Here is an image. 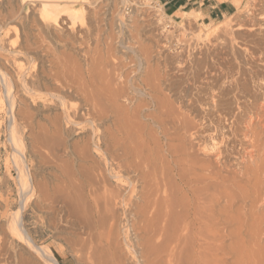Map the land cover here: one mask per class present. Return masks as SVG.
Masks as SVG:
<instances>
[{
    "label": "bare ground",
    "instance_id": "obj_1",
    "mask_svg": "<svg viewBox=\"0 0 264 264\" xmlns=\"http://www.w3.org/2000/svg\"><path fill=\"white\" fill-rule=\"evenodd\" d=\"M20 1L24 40L7 46L0 32L18 201L12 210L0 194V264L65 263L28 228L29 210L83 264H264V12L250 2L248 26L185 12L177 39L197 24L193 58L161 57L175 45L169 31L151 63L147 46L123 42L140 21L122 12L114 47L99 46L102 0ZM121 1L150 15L145 0ZM30 4L38 18L23 15ZM60 46L78 61L60 60ZM120 47L138 58L130 73L109 59Z\"/></svg>",
    "mask_w": 264,
    "mask_h": 264
},
{
    "label": "rangeland",
    "instance_id": "obj_2",
    "mask_svg": "<svg viewBox=\"0 0 264 264\" xmlns=\"http://www.w3.org/2000/svg\"><path fill=\"white\" fill-rule=\"evenodd\" d=\"M139 1L143 2L144 0H139ZM219 1H222V0H219ZM19 2L21 4L20 0H19ZM19 2H18V0H0V32H1V36H2V41L7 46L18 45L21 43L20 41L24 40V33L25 32L23 29H21L22 25L17 20H16V23L15 22L13 23L14 15L20 10ZM121 2H122L121 0L120 1H117V0H102L101 1L100 7L98 10L99 11L98 18L100 19V21H99V30H100L99 35L100 36L99 37L101 39L99 42V46L101 48L106 47L103 44H107V43L110 44L111 43L110 45H112V46L115 44L113 42V38L116 36L115 32H117L119 29L118 25H117L119 21L116 18H118L117 14L122 12L124 17L127 20H131L134 17L137 19L138 23L140 21V23H139L140 26L138 25L139 29H138V27H136L137 29L135 28L136 30H134V31H129V30H127V28L124 29L123 42L125 43V45H127L129 42L131 44H142L145 47L147 46L148 50L143 52V56L145 58H148L151 63H152V61H153V63H155L157 60L156 58L160 57V55H155V54H157V51L165 43L167 44V41L164 40V38H166V37H164V36H167V34H168L167 32H169V31L173 32L175 35V37H173V39H171V42L173 41L172 44H175V45L171 44L173 48H167L166 51L163 50L164 52H161L162 53L161 57L163 58L164 55H166V57H168L170 55L171 56L178 55L179 60L181 59V61H183L184 59L189 58L188 54L189 55L191 54L190 56H192V58H193V52H192L193 51V48H192L193 47V40H191V39L193 37V28L195 26L197 27V24L193 25V23H191L192 24L191 27H188V31L184 35V38L187 41L179 40L180 39L179 35H181L180 34L181 30H180L179 26L181 25V23L185 22L184 21L185 12L190 13L193 10H200V12H202L201 4H196L195 2H193V4H192V3H188L187 1L186 2H179V1L177 2V1H168V0H145V2H148L150 4L151 10L149 12L150 13L149 16H143V15H140L139 12H137V10L135 9L136 7L133 4V2H128L125 5L123 3L121 4ZM227 2H228L227 12H225L224 14L218 13V15H213V17H207L206 18L204 16L205 18L203 17V19L201 20V24L203 26L204 25L205 26H211V25L214 26V25H217L224 20L229 19L232 16L236 17L239 14V15H241V17H240L241 22L247 24L245 26H248L250 22L246 21L247 17H246V11L245 10L247 8V5L250 4V2L253 3L252 8L253 7L255 8L256 13L259 15V17H261L262 13L264 12V0H258V1H256V0H254V1L253 0H241L240 1L241 4L239 6H238V4H236V0H228ZM180 5H182V6L180 7ZM160 6L163 7L164 10L166 11L165 23L167 24L166 29H164L165 31H163L161 34V38H163V41H161V43L156 41L158 39L157 37L155 38L156 33L159 32L158 27H157V26H159V24L157 23L158 22L157 21L158 20L157 9ZM31 7H32V10H31ZM78 7H80V6H78ZM33 8L34 7L32 4L27 5V7L25 8V13L23 15H26V13H27L26 16H28V18H29L28 20H32L33 17L36 18V16L38 18V14L33 12V10H34ZM121 8H122V10H121ZM263 16H264V14H263ZM257 22L258 21L255 22L256 23L255 28H259V25H257ZM78 23H79V21H78ZM2 26H4L5 30L7 28V31H4L3 28L1 29ZM12 27L14 30H12ZM154 28H156L157 30H155ZM16 30L18 31V33H17L18 35L15 34V32H17ZM242 30H239V32H241ZM8 31H10V32H8ZM245 31H247V32H245L247 34L249 32L252 33L247 28L245 29ZM5 33H8L9 35L8 34L6 35ZM245 33H244V31L241 32L242 37H244ZM2 34L4 35V37ZM247 34H246L247 39H250L251 37L248 36ZM176 36H178V37H176ZM148 37H152V38H148ZM174 38H176V39H174ZM177 38H179V39H177ZM188 39H189V41H188ZM135 40H137L138 43H136ZM240 40L242 41V38H240ZM17 42H19V43L17 44ZM178 42H180V44H178ZM190 43H192L191 44L192 46L190 45ZM119 49L122 52H120ZM119 49L118 50L113 49L110 52V53L113 52V54L111 56L113 58V60L111 57L109 59L115 64H117L118 60H119V63L117 64L118 65L117 68H119L120 70L121 69L123 70V68H124L123 72L130 73L131 67H133L131 65L135 64L136 62L134 63V60L138 61V58L135 56V54L131 53V51L129 52L125 48L122 49L120 47ZM149 49H150V51H149ZM124 50L127 53H129V55H126L127 53ZM152 50H154L155 52L153 53ZM187 50H188V53H186ZM58 51H57V54L60 56V60L63 59L62 61L65 62L66 64H69L70 63L69 61H76V60L78 61V56H77L76 52L73 51V49L71 50L68 47L60 46ZM147 51L149 52V54ZM256 55H258V54H256ZM151 56H157V57H154V59H152L153 57H151ZM61 57H63V58L61 59ZM68 57H72V60H70L71 58L69 59ZM117 57H118V60H117ZM64 58H66V59L68 58L69 59V60L67 59L68 62H66V59H64ZM73 58H75V60ZM25 59L26 58H22L23 63L26 66H28L29 65L28 61ZM0 106H1V104H0ZM4 110L5 109L1 106L0 107V184L2 183L1 184L2 186L0 185V189H1L0 191H2V192H0V194L3 193V196H5L4 198H9L10 203H11V207H12L11 209L15 210L17 208V204H18V201H17V182L15 183L16 178L14 179V177H17V170H16V168H14L15 166H14V161H13V147H12L13 145L10 141L9 118H8L7 113L5 112L6 110L5 111ZM77 139H78L77 136H74V140H77ZM256 153L257 152L254 153L256 156L254 155L252 158H249V159L247 158L245 160V166H247V164H248V166H250L249 164H251V166L255 165L254 163L259 160V157H257L258 154H256ZM263 153L264 152H262L260 154L263 155ZM247 161L250 163H248ZM261 186L263 187L264 183H263V185L261 184ZM263 212H264V210H263ZM26 220L28 222L27 226L32 231L34 236L40 242H42L44 240L45 244H48V243L52 244L56 253H57L58 258L61 261L65 262L64 264H81L82 263V262H80V261H82V259L80 258L79 255H77L79 253L76 252V250L74 248H72V247L70 248L71 243H70L69 238L66 237V235L62 234L63 236L57 235V237H55L45 225H43L42 223L36 222V220L34 218V214L31 210L28 211V213L26 215ZM262 235L264 236V233ZM262 235L260 236V238H261L260 242L262 245H264L263 244L264 243V240H263L264 237L262 238ZM63 237L65 238L64 240H67V241H64ZM262 240H263V242H262ZM69 243H70V245H69ZM70 249H72L73 252ZM76 255L78 256V258H80V260L77 259Z\"/></svg>",
    "mask_w": 264,
    "mask_h": 264
},
{
    "label": "crops",
    "instance_id": "obj_3",
    "mask_svg": "<svg viewBox=\"0 0 264 264\" xmlns=\"http://www.w3.org/2000/svg\"><path fill=\"white\" fill-rule=\"evenodd\" d=\"M168 1H179V2H188L192 3L195 2L196 4H201V9L205 17H213V15H218V13L224 14L227 12V4L228 0L226 1H219V0H168ZM182 5H180L181 7ZM206 6V7H205Z\"/></svg>",
    "mask_w": 264,
    "mask_h": 264
}]
</instances>
